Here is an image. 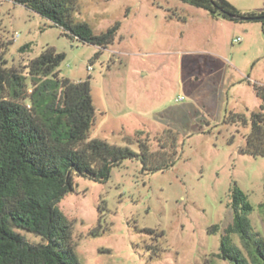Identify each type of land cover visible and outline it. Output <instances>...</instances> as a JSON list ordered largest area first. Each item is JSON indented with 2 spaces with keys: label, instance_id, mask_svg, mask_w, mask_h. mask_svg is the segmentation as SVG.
Returning a JSON list of instances; mask_svg holds the SVG:
<instances>
[{
  "label": "rangeland",
  "instance_id": "1",
  "mask_svg": "<svg viewBox=\"0 0 264 264\" xmlns=\"http://www.w3.org/2000/svg\"><path fill=\"white\" fill-rule=\"evenodd\" d=\"M226 1L242 14L264 12V0ZM71 16L94 34L120 23L114 43L104 50L82 44L0 0L6 67L26 78L28 93L27 64L53 49L65 55L60 79L89 82L96 111L90 139L138 152L127 139L154 147L170 129L181 144L166 171L144 172L133 159L114 167L105 183L75 180L58 209L73 222L79 264H228L214 257L222 231L209 228L232 222L234 186L255 207L250 232L264 238V158L238 152L249 129L223 125L229 113L259 109L252 85L264 86V25L213 19L181 0H76ZM98 222L100 234L89 235Z\"/></svg>",
  "mask_w": 264,
  "mask_h": 264
},
{
  "label": "trees",
  "instance_id": "2",
  "mask_svg": "<svg viewBox=\"0 0 264 264\" xmlns=\"http://www.w3.org/2000/svg\"><path fill=\"white\" fill-rule=\"evenodd\" d=\"M13 1L62 29L65 36L101 50L114 43L120 26L117 22L94 34L88 24L72 18L76 0ZM181 1L204 10L213 19L264 25V12L242 14L226 0ZM259 17L263 18L256 19ZM6 46L0 39V264H79L73 222L58 209L74 191L75 180L105 183L114 167L133 159L140 161L144 172L166 171L179 157L178 134L166 129L155 139L154 147L147 141L127 139L128 144H137L138 152L90 139L96 111L89 82L59 78L65 55L46 49L27 64L33 86L28 93L26 78L6 67ZM252 88L260 101L258 111L229 113L223 125L249 129L238 152L264 158V86L253 84ZM234 139L231 135L229 142ZM230 199L232 222L223 229L218 225L209 228L211 234L222 231L214 257L228 264H264V238L250 232L248 215L255 207L236 186ZM101 230L98 222L89 235L98 236ZM27 236L38 240L30 241ZM235 237L245 252L236 246Z\"/></svg>",
  "mask_w": 264,
  "mask_h": 264
},
{
  "label": "built area",
  "instance_id": "3",
  "mask_svg": "<svg viewBox=\"0 0 264 264\" xmlns=\"http://www.w3.org/2000/svg\"><path fill=\"white\" fill-rule=\"evenodd\" d=\"M233 42H234V43H237V42H239V39H236V40H234ZM182 100H183L182 97H180V98L177 99V101H179V102L182 101Z\"/></svg>",
  "mask_w": 264,
  "mask_h": 264
},
{
  "label": "water",
  "instance_id": "4",
  "mask_svg": "<svg viewBox=\"0 0 264 264\" xmlns=\"http://www.w3.org/2000/svg\"><path fill=\"white\" fill-rule=\"evenodd\" d=\"M263 17H259V18H256V19H258V20H260V19H262Z\"/></svg>",
  "mask_w": 264,
  "mask_h": 264
}]
</instances>
